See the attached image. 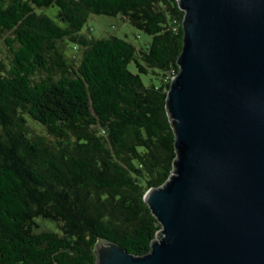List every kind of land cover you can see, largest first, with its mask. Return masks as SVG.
<instances>
[{"label": "trees", "instance_id": "trees-1", "mask_svg": "<svg viewBox=\"0 0 264 264\" xmlns=\"http://www.w3.org/2000/svg\"><path fill=\"white\" fill-rule=\"evenodd\" d=\"M50 7L66 27L37 12ZM94 15L121 16L152 41L90 38ZM184 17L178 0H0V264H97L107 242L150 253L162 226L145 195L177 159L167 100Z\"/></svg>", "mask_w": 264, "mask_h": 264}, {"label": "water", "instance_id": "water-1", "mask_svg": "<svg viewBox=\"0 0 264 264\" xmlns=\"http://www.w3.org/2000/svg\"><path fill=\"white\" fill-rule=\"evenodd\" d=\"M178 3L175 172L145 195L162 230L146 256L107 242L96 263L264 264V0Z\"/></svg>", "mask_w": 264, "mask_h": 264}, {"label": "rangeland", "instance_id": "rangeland-1", "mask_svg": "<svg viewBox=\"0 0 264 264\" xmlns=\"http://www.w3.org/2000/svg\"><path fill=\"white\" fill-rule=\"evenodd\" d=\"M37 12L39 14L42 13L49 16L61 27H66V25L60 22L59 19L57 18V14H58L57 7H50L42 10L37 9ZM82 33L90 38H95V39H103V38H109L111 36H116L132 43L138 50L147 48L152 41V38L150 36H148L143 32L138 31L127 20H125L121 16H117V17L99 16V15L91 16L85 28L83 29ZM66 42L68 43V45H67V49L64 50L65 55L69 56L70 58H74L76 56L77 58L76 61L78 62L80 59V51L78 52L74 50L75 45L69 43L68 40H66ZM1 59L3 62L8 63V54L5 52L2 43H0V60ZM129 69L133 73H137V69L134 63L129 65ZM151 78L154 79L155 84H158V80L154 76L152 75L142 76V79L147 86L151 84L150 83ZM29 122L32 129L35 132L41 135H47V132L44 128H42L37 123L31 120H29ZM41 224L42 226H46V222L41 221ZM100 245L102 247L105 246L104 243Z\"/></svg>", "mask_w": 264, "mask_h": 264}]
</instances>
